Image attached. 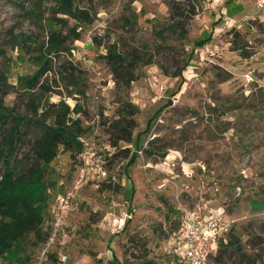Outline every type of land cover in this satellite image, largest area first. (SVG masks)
<instances>
[{
	"label": "rangeland",
	"instance_id": "rangeland-1",
	"mask_svg": "<svg viewBox=\"0 0 264 264\" xmlns=\"http://www.w3.org/2000/svg\"><path fill=\"white\" fill-rule=\"evenodd\" d=\"M168 2L73 0V8L89 14L83 22L65 11L63 0H0V134L19 116L48 123L45 105L60 100L78 110L72 116L80 118L82 139L97 151L108 144L115 120L135 123L130 152L142 132L137 158L126 170L130 153L118 156L113 171L119 187L100 186L87 171L64 243L57 240L42 254L47 237L29 233L17 257L0 258V264H177L162 252L163 242L177 229L181 208L198 202L237 219L213 263L264 264V26L249 20L253 0ZM216 12H223L221 20ZM133 13L136 22L125 23ZM229 15L240 18L227 20ZM55 21L57 47L48 41ZM108 49L134 61L108 58ZM186 61L181 74L172 75ZM33 76L35 85L25 88ZM38 128L30 121L20 127L18 157L29 156ZM77 156L60 146L49 164L55 185L44 232L55 194L78 179ZM2 167L0 160V173ZM109 211L132 215L119 233L109 230ZM232 236L239 244L230 247ZM238 247L240 254L228 260L226 252Z\"/></svg>",
	"mask_w": 264,
	"mask_h": 264
},
{
	"label": "trees",
	"instance_id": "trees-1",
	"mask_svg": "<svg viewBox=\"0 0 264 264\" xmlns=\"http://www.w3.org/2000/svg\"><path fill=\"white\" fill-rule=\"evenodd\" d=\"M72 1L63 0L65 11L71 14L76 20L88 21V12L73 8ZM164 2L169 6L168 0H164ZM57 20L60 21L61 19L57 18ZM133 21L134 23L136 22L135 13L127 16L125 19V23L127 24ZM256 22L264 26L262 22ZM58 25L59 22L57 21L50 23V27L54 30V34L48 40L50 46L57 47L61 42L57 37L58 31L55 30ZM168 25L173 27L174 24L171 23ZM174 26L179 27L180 23H176ZM181 30L183 29L181 28ZM73 37L75 39L79 38L77 31L74 32ZM203 42H205V39L199 41L200 44H203ZM105 56L108 58L118 57L130 59L129 61L131 63L134 61V58L124 57L115 49H108ZM186 63L187 61L183 62L179 70L172 73V75H180ZM35 76L27 78L24 83L25 88H33L35 85ZM169 103L170 100L155 110L153 115L148 119L143 132H148L152 121ZM44 110V113H46L45 119H51L48 123L42 121L43 118L41 120L40 118L19 116L17 118L19 119L18 122L7 128L4 134H0V160L3 164L0 173V258L9 261L17 257L23 244L29 238V233L34 234L37 238H40V235H42L43 238L40 239L42 241L48 237L49 232H44L42 225L45 216L48 215V193L50 187L53 186V189L55 185L49 164L55 158L60 146H63L69 151L70 156L75 158L81 151L84 143L80 118L78 116H72V113L78 111L76 108L74 110L67 103L60 100L56 103L48 102ZM122 112H126V108H123ZM122 120L118 119L109 124V129H111L110 140L103 150L97 151L104 166L109 171V177L104 179L95 178L100 186L110 188L119 187L121 185L119 180L112 182L110 179V175L114 173V167L118 162V156L120 154L127 156L130 153L124 165V169L126 170V166L137 158V150L142 146V140L140 138L142 132H139L135 137V144L132 146L133 149L130 152L129 144L132 142L131 135L135 123L133 120H127L123 123ZM28 121L35 123L37 128L39 127L38 132L30 146L29 156L18 157L16 146L18 141L22 139L20 127ZM119 141L126 142L127 146H120ZM224 211L227 213L226 210ZM179 221L180 218L178 220V226ZM238 242L239 240L235 236H232L229 242L230 247L239 244ZM217 251L218 249L212 256L215 259H218V256L216 257ZM240 251L241 247L230 249L226 252V258L231 260L234 255H239ZM138 264L152 263L151 260H142ZM232 264H240V261L238 263L233 261Z\"/></svg>",
	"mask_w": 264,
	"mask_h": 264
},
{
	"label": "built area",
	"instance_id": "built-area-1",
	"mask_svg": "<svg viewBox=\"0 0 264 264\" xmlns=\"http://www.w3.org/2000/svg\"><path fill=\"white\" fill-rule=\"evenodd\" d=\"M255 13L249 20L259 21L264 24V0H255ZM206 54L212 56L213 50L206 47ZM137 152H139L137 150ZM79 176L76 182L65 189L57 192L53 203V218L50 222L49 233L42 254L47 253L49 247L57 240L68 238L66 221L73 208L72 202L79 184L83 181L88 170H92L96 179L109 177V171L104 166L100 155L95 148L87 142L79 152ZM116 172L110 175L112 182L117 181ZM109 230L111 233H119L126 222L132 218L129 211L121 216L111 211L107 214ZM178 228L163 242L162 252L177 264H215L211 257L216 252L218 244L225 240V236L236 222V218L225 213L223 208H214L208 202H198L191 208H181ZM65 261L66 256H62ZM104 264V263H101Z\"/></svg>",
	"mask_w": 264,
	"mask_h": 264
},
{
	"label": "crops",
	"instance_id": "crops-1",
	"mask_svg": "<svg viewBox=\"0 0 264 264\" xmlns=\"http://www.w3.org/2000/svg\"><path fill=\"white\" fill-rule=\"evenodd\" d=\"M231 0H228V2L226 3V4H229V2H230ZM254 3H255V0H253V4H252V6H253V10L255 9V6H254ZM212 7V6H211ZM205 13H207V12H203V15H202V18H204V15H205ZM209 13V12H208ZM216 13H218V18H215L216 19V21L218 20V19H220L221 20V18L223 17V12H216ZM252 12H248V14H251ZM149 14V13H148ZM152 16H153V14H151ZM215 15V14H214ZM247 15V14H246ZM244 16V15H243ZM214 17V16H213ZM236 19V20H238V18H240V17H234L233 15H229L228 16V18H227V20H232L233 21V19ZM215 21V22H216ZM203 22L205 23V25L207 26V22H205V18L203 19ZM215 25L213 24L212 26H211V31L209 32V36H210V38H212V36H214V34H213V30H214V27ZM204 32H206L207 30L205 29V30H203ZM207 45H209L208 44V42H207ZM208 47V46H207ZM63 191V190H62ZM95 264H101V263H95Z\"/></svg>",
	"mask_w": 264,
	"mask_h": 264
}]
</instances>
